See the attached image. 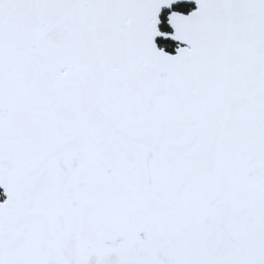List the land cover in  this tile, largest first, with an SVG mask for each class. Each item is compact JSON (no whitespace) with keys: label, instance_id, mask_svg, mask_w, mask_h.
Here are the masks:
<instances>
[{"label":"snow or ice","instance_id":"1","mask_svg":"<svg viewBox=\"0 0 264 264\" xmlns=\"http://www.w3.org/2000/svg\"><path fill=\"white\" fill-rule=\"evenodd\" d=\"M0 264H264V0H0Z\"/></svg>","mask_w":264,"mask_h":264},{"label":"water","instance_id":"2","mask_svg":"<svg viewBox=\"0 0 264 264\" xmlns=\"http://www.w3.org/2000/svg\"><path fill=\"white\" fill-rule=\"evenodd\" d=\"M1 191H3L2 189H0Z\"/></svg>","mask_w":264,"mask_h":264},{"label":"rangeland","instance_id":"3","mask_svg":"<svg viewBox=\"0 0 264 264\" xmlns=\"http://www.w3.org/2000/svg\"><path fill=\"white\" fill-rule=\"evenodd\" d=\"M0 192H2V191L0 190Z\"/></svg>","mask_w":264,"mask_h":264}]
</instances>
